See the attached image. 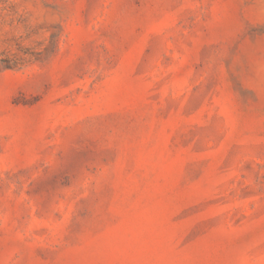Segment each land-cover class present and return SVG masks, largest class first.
<instances>
[{"label": "rangeland", "instance_id": "374dc122", "mask_svg": "<svg viewBox=\"0 0 264 264\" xmlns=\"http://www.w3.org/2000/svg\"><path fill=\"white\" fill-rule=\"evenodd\" d=\"M0 264H264V0H0Z\"/></svg>", "mask_w": 264, "mask_h": 264}]
</instances>
